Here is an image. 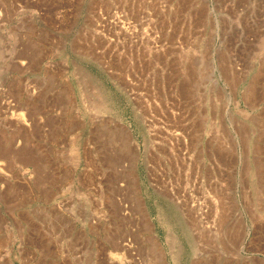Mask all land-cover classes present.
Wrapping results in <instances>:
<instances>
[{
  "label": "rangeland",
  "instance_id": "1",
  "mask_svg": "<svg viewBox=\"0 0 264 264\" xmlns=\"http://www.w3.org/2000/svg\"><path fill=\"white\" fill-rule=\"evenodd\" d=\"M0 264H264V0H0Z\"/></svg>",
  "mask_w": 264,
  "mask_h": 264
},
{
  "label": "bare ground",
  "instance_id": "2",
  "mask_svg": "<svg viewBox=\"0 0 264 264\" xmlns=\"http://www.w3.org/2000/svg\"><path fill=\"white\" fill-rule=\"evenodd\" d=\"M215 201H216V200H215ZM194 205H196V204H194ZM215 206H216V205H215ZM216 207H217V206H216ZM201 210H202V209H201ZM201 212H202V211H201ZM198 215H199V214H198ZM221 223H222V222H221ZM222 225H223V224H222ZM226 226H227V225H226ZM151 227H152V226H151ZM221 227H222V226H221ZM151 231H152V230H151ZM153 231H154V230H153ZM150 233H152V232H150ZM150 237H151V235H150ZM156 239H158V238H156ZM150 240H151V239H150ZM151 242H152V241H151ZM130 243H131V242H130ZM152 243H153V242H152ZM159 243H160V242H159ZM160 244H161V243H160ZM160 244H159V245H160ZM127 245H128V244H127ZM153 245H154V244H153ZM155 245H156V244H155ZM155 245H154V246H155ZM161 245H162V244H161ZM124 246H125V245H124ZM151 246H152V245H151ZM129 247H130V246H129ZM155 247H156V246H155ZM159 247H160V246H159ZM114 248H115V247H114ZM149 249H150V248H149ZM163 251H164V250H163ZM158 252H159V251H158ZM164 253H165V252H164ZM164 253H163V254H164ZM161 254H162V253H161ZM163 254H162V255H163ZM158 256H159V255H157V257H158ZM160 258H161V256H160ZM162 260H163V259L161 258V261H162Z\"/></svg>",
  "mask_w": 264,
  "mask_h": 264
}]
</instances>
